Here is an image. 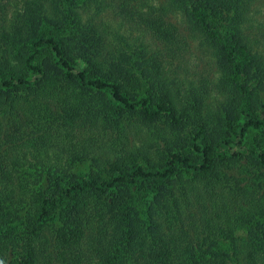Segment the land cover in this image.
I'll list each match as a JSON object with an SVG mask.
<instances>
[{
  "label": "trees",
  "instance_id": "16d2710c",
  "mask_svg": "<svg viewBox=\"0 0 264 264\" xmlns=\"http://www.w3.org/2000/svg\"><path fill=\"white\" fill-rule=\"evenodd\" d=\"M48 1L51 15L41 17L39 4L26 18L35 30L25 22L26 34L0 48V183H14L8 152L19 146L52 145L79 162L98 140L113 161L94 174L47 176L27 208L0 220V264H36L49 224V257L62 264H264V53L252 0H170L213 46L225 76L223 104L197 98L180 108L158 64L138 75L121 49L77 21L70 0ZM114 9L163 50L181 49L165 8L141 12L124 0ZM11 50L21 67L5 57ZM139 132L152 144L134 157L127 141ZM183 175L199 188L196 218L186 192L171 186ZM186 220L200 224L197 234Z\"/></svg>",
  "mask_w": 264,
  "mask_h": 264
},
{
  "label": "rangeland",
  "instance_id": "374dc122",
  "mask_svg": "<svg viewBox=\"0 0 264 264\" xmlns=\"http://www.w3.org/2000/svg\"><path fill=\"white\" fill-rule=\"evenodd\" d=\"M70 1L72 5L69 4V9L77 21L84 26L92 27L96 34L106 40L111 47L116 46L121 49L138 75L145 74L146 71L151 70L155 63L158 64V81L167 87L177 108L182 107L187 102L193 103L197 98H200L202 102L203 100L205 102L206 99V103L211 107H218L226 100V98L217 95L220 90L217 86L222 83L225 76H222L218 68L215 49L200 31L193 32L194 30H191L189 20L183 14L184 11L179 7L172 9L170 0L128 1L132 7L141 12L153 8L156 10L165 8L162 12L163 18L174 25L178 34L183 38L179 37L180 43H183L181 49L170 48L171 50L174 49L173 53L169 49L163 50L165 45L155 40L148 32L129 24L115 14L117 10L114 8L123 3L124 0ZM50 3L51 1L48 0H0V48L4 47L5 42L11 48L10 43L12 44L15 40V35L26 34L28 29L24 28L25 22H28L34 31L37 25L26 18L32 11L38 10L39 4L43 9L39 8L38 13L41 17H48L51 15ZM249 12L251 13L253 31L259 27L260 34L262 32L261 41L255 47H259V52L264 53V0H252ZM16 39L20 41L24 40V37L18 36ZM22 46L23 43L20 42L19 51ZM11 53L5 57L12 66H20L19 58L21 57H18V52L16 54L17 59H13L12 50ZM151 144L150 134L139 132V134L129 135L127 149L134 157H137L138 154L142 153L143 147H149ZM99 145L102 144L98 140L95 143H88V151L85 153L81 150L79 153L81 155L79 162L68 161L64 153L52 145L42 149L39 146L35 148L33 145L12 148L8 153L11 162H14V183H0V220L5 219L8 213L15 215L17 212L19 213V209L27 208L31 195H35L43 187L47 176L50 174L66 175L72 173L82 175L109 170V163L113 161L109 155L112 154L111 152L108 153L107 147L104 145L98 150ZM194 185L198 190V186L195 183ZM171 186L175 188L173 192L177 196L181 192H186L185 197L192 203L189 209L191 212L197 191H194L191 186V177L183 175L182 178L173 181ZM134 192L135 197L139 198L138 193L140 191L135 190ZM150 201L147 198L146 202L148 203L146 205L149 206ZM6 207L8 209H4ZM191 214L196 218V212L193 211ZM184 223L185 230L196 228L195 234H197L198 229H201L200 224L190 223L189 220ZM54 229L55 225H47L36 241L34 245L36 264H62L55 259L50 260L49 257L53 255L55 250V246H53L55 241Z\"/></svg>",
  "mask_w": 264,
  "mask_h": 264
}]
</instances>
